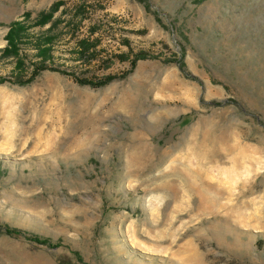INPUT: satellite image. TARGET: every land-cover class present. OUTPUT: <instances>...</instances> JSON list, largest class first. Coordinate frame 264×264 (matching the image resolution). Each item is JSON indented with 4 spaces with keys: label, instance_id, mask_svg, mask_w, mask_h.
Masks as SVG:
<instances>
[{
    "label": "rangeland",
    "instance_id": "374dc122",
    "mask_svg": "<svg viewBox=\"0 0 264 264\" xmlns=\"http://www.w3.org/2000/svg\"><path fill=\"white\" fill-rule=\"evenodd\" d=\"M58 1L54 18L85 9L49 33L48 67L100 81L131 70L115 55L149 58L99 88L50 70L16 84L40 62L33 43L24 72L0 59V264H264V0H0V51L12 22ZM209 138L246 150L230 183L214 164L210 206L182 184Z\"/></svg>",
    "mask_w": 264,
    "mask_h": 264
},
{
    "label": "trees",
    "instance_id": "16d2710c",
    "mask_svg": "<svg viewBox=\"0 0 264 264\" xmlns=\"http://www.w3.org/2000/svg\"><path fill=\"white\" fill-rule=\"evenodd\" d=\"M63 4V2H55L52 4L48 10L47 13H40L38 16V19L32 23V25L27 24V22L31 19V16L28 13H24L21 16V20H17L12 22L9 25L8 31L5 34V41L6 46L0 51V59H11L14 61V69H15V75H17L19 72H24L26 69H28L27 63H26V55L23 53L24 49L23 47L27 46L28 44H35L33 45L36 49V55L39 56L40 62L31 64L32 71L30 73V76L26 79H23V76L19 77L16 81V84L18 85H27L29 84L35 76H37L40 72L45 70H50L54 72H58L60 74L70 76L72 77L76 83L82 86H90L92 88H99L108 85L109 83L116 81V80H123L125 79L131 70L135 67L136 63L138 61L147 60L149 58V55L144 51H138L136 53L132 54V51L129 49V52L127 53H120L118 55H115V58L119 60L120 62L128 61L131 65V70L123 73L120 76H107L103 80L100 81H92L87 79H80L74 76V74L65 71V70H59L55 68L48 67L46 65V61L48 59H51L52 57V42L54 41L55 37L52 35H49L50 32L60 27V24H64V28L67 30H71L75 27V24L77 23L78 16L80 13L84 12L85 6L83 4L77 6L74 9V12L69 18H61V17H53L54 13L58 10V8ZM66 13H64L65 15ZM63 15V16H64ZM79 18V22H80ZM46 24H50L49 27L45 30V34L40 37L36 38L33 42H31L33 39L29 37V29L31 27H43ZM77 27V26H76ZM88 37L82 38L77 41L76 43V50L79 59H86L88 63L93 62L95 59L99 57L100 51L97 49L98 40L96 38H92L91 36L95 33L94 27H91ZM123 44L129 48V42L128 40L124 39ZM180 68L183 66V63H179ZM4 80H0V84L3 83ZM5 228V231L7 234L10 235H21L25 234L24 231L18 230V229H9L8 226H3ZM32 240H34L37 243L45 244L49 241L46 239H41L36 236H32ZM256 245L258 248L264 249V239H260L256 242Z\"/></svg>",
    "mask_w": 264,
    "mask_h": 264
},
{
    "label": "bare ground",
    "instance_id": "6f19581e",
    "mask_svg": "<svg viewBox=\"0 0 264 264\" xmlns=\"http://www.w3.org/2000/svg\"><path fill=\"white\" fill-rule=\"evenodd\" d=\"M213 138L206 140L209 148H206L205 151L203 150L202 154L200 143H198V145L195 146L200 149L197 157L188 160L189 162H187V164L182 162V184L187 187L188 191L197 194L201 203H208L209 206L216 203L214 199H210L209 193L219 194V184L212 183L211 181H213L214 178L209 177V175L212 174L214 164L223 163L230 165V167L224 171L225 179L229 181L228 183L236 177L240 170H246L244 167L246 150L243 147L225 146L223 148L219 146L217 144L218 141ZM139 142L140 143H137V147L144 148L145 144L143 137ZM139 149L141 150V148ZM163 160H165V158H163Z\"/></svg>",
    "mask_w": 264,
    "mask_h": 264
}]
</instances>
